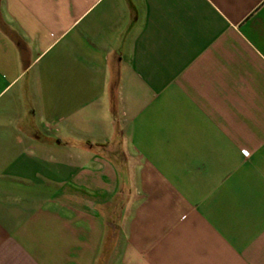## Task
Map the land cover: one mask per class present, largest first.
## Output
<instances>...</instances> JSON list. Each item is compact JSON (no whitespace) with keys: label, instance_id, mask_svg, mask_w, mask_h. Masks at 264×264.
I'll use <instances>...</instances> for the list:
<instances>
[{"label":"crops","instance_id":"obj_1","mask_svg":"<svg viewBox=\"0 0 264 264\" xmlns=\"http://www.w3.org/2000/svg\"><path fill=\"white\" fill-rule=\"evenodd\" d=\"M0 264H264V0H0Z\"/></svg>","mask_w":264,"mask_h":264},{"label":"rangeland","instance_id":"obj_2","mask_svg":"<svg viewBox=\"0 0 264 264\" xmlns=\"http://www.w3.org/2000/svg\"><path fill=\"white\" fill-rule=\"evenodd\" d=\"M98 101H97V100ZM81 102H82V106L84 107L85 110H83V115H82V119L85 118L88 121H83V125H82V131L83 132H88L90 130V128H93L92 125L89 124L90 118H93L91 116V110L93 109V107L96 106V103L98 102V108L101 109L99 110V116H106V114H108L107 109H105V111H103L104 106L106 105V96H98L94 97L93 95H82L81 96ZM49 106H60L62 104V101L60 100L59 96L57 95H50L49 96ZM87 112L89 113V116H87Z\"/></svg>","mask_w":264,"mask_h":264}]
</instances>
